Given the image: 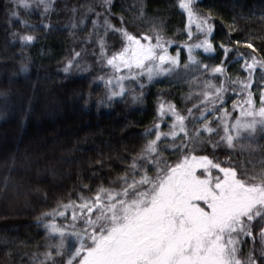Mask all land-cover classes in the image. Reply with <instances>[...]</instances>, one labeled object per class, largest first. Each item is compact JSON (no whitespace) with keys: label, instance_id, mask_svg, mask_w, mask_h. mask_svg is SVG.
<instances>
[{"label":"snow or ice","instance_id":"snow-or-ice-1","mask_svg":"<svg viewBox=\"0 0 264 264\" xmlns=\"http://www.w3.org/2000/svg\"><path fill=\"white\" fill-rule=\"evenodd\" d=\"M14 3L11 17L25 29L36 30L37 25L21 19V10L40 9L46 20L55 0H14ZM175 6L187 18L185 31L190 43L183 47L190 64L228 81L227 65L232 63L229 53L237 57L236 62L245 73L244 80L231 81L242 90L241 102L232 105L238 116L230 115L223 107L225 88L211 82H206L207 91L200 104L186 109L187 115H182L175 104L161 100L157 121L147 133L154 139L147 140L144 148L130 158L124 174L110 181L111 187L101 184L94 196L81 195L79 205L60 204L43 214L48 218L44 227L57 242L48 244L42 254H33L30 264H264V159L250 170L233 163L230 154L225 160L216 155L222 145L230 151H235L237 145L241 151L251 149V143L245 141L253 142L258 131L264 138V44L257 48L247 42V53L230 46V40L216 45L214 19L210 13L199 11L197 0H177ZM97 7L102 11L88 6L78 23L84 24L88 13L96 16L86 42L95 41L99 48L98 62L112 70V75L97 77L108 89L106 99L111 102L129 94L133 102L141 101L144 77L152 83L156 77L181 66L179 48L172 55L169 48L173 41L165 39L155 25L147 33L139 28L129 31L125 17L117 16L113 10L115 0H100ZM77 11L72 9L73 29L78 27ZM137 11L144 15L143 7ZM113 18L119 21L118 25ZM43 26L52 28L50 23ZM12 36L22 47L37 40L28 32L13 31ZM115 37L119 39L113 40ZM239 43L236 41V45ZM217 47L220 63L211 68L193 56L194 50L215 53ZM92 54L97 55L95 49ZM79 58L81 51H73L63 71L70 73L74 65L78 67ZM188 66L185 64L184 68ZM20 70L26 73L27 64H22ZM125 82L136 84L140 95L135 94L134 88L130 91ZM189 119L201 127L190 132L186 123ZM162 125L169 131H162ZM202 133L207 135L202 138ZM209 148L210 154H203ZM165 152L177 158L169 161ZM70 207L73 211L68 224H58L57 217L68 220ZM70 238L78 246L69 245ZM249 239L253 246L244 255L241 247H247Z\"/></svg>","mask_w":264,"mask_h":264},{"label":"trees","instance_id":"trees-1","mask_svg":"<svg viewBox=\"0 0 264 264\" xmlns=\"http://www.w3.org/2000/svg\"><path fill=\"white\" fill-rule=\"evenodd\" d=\"M99 3L100 0H55L46 20L40 9H22L21 19L37 25L32 30L11 17L14 0H0V264H30L33 254H42L48 244L57 242L44 227L48 222L44 213L60 204L79 205L81 195L94 196L101 184L111 187L110 181L124 174L130 158L144 148L147 140L154 139L147 133L157 121L161 100L175 104L182 115H187L186 109L200 104L207 91L205 84L211 82L225 88L223 107L229 114H239L238 110L232 111V105L241 102L242 90L231 81L245 79L241 64L229 53L232 63L227 65L228 81L190 64L183 47L190 43L185 31L187 18L175 6L177 0H115L113 10L117 16L125 17L129 31L139 28L147 33L155 25L165 39L173 41L169 48L172 55L179 48L181 66L152 83L144 77L141 101L133 102L126 94L109 102L108 89L97 77L112 75V70L98 62L95 41L86 42L96 16L88 13L84 24L78 23L88 6L102 11L97 7ZM141 7L143 16L137 11ZM197 7L214 19V44L230 40V46L245 53L249 51L247 42L257 48L264 44V0H197ZM73 8L78 9L75 29L71 27ZM47 23L51 29L44 28ZM113 23L118 25L119 21L113 18ZM13 31L28 32L37 40L22 47L19 40H13ZM93 49L97 55L92 54ZM73 51H81L79 66L65 73L63 69ZM220 55L219 47L215 53H204L202 49L193 52L196 60L210 68L220 63ZM22 64L28 66L26 73L20 70ZM185 64L189 65L187 69ZM125 83L140 95L136 84ZM166 119L170 122L171 117ZM186 123L190 132L201 127L190 119ZM168 129L162 125V131ZM206 135L201 134L202 138ZM245 143H251V149L241 151L237 145L235 151H230L222 145L216 155L225 160L230 154L233 163L251 170L264 159V138L258 131L253 142ZM197 152L201 153V149L197 148ZM210 152L209 148L203 154ZM164 155L169 161L177 158L168 152ZM67 211L68 220L57 217L56 222L68 224L73 208ZM252 246L249 239L247 247L242 245V253L247 255ZM256 249L259 250L258 237Z\"/></svg>","mask_w":264,"mask_h":264},{"label":"rangeland","instance_id":"rangeland-1","mask_svg":"<svg viewBox=\"0 0 264 264\" xmlns=\"http://www.w3.org/2000/svg\"><path fill=\"white\" fill-rule=\"evenodd\" d=\"M170 122H171V120H170ZM170 122H169V123H170ZM168 131H169V129H168ZM169 139L171 140V138H169ZM55 147H56V146H55ZM198 149H200V148H198ZM57 223L60 224L59 221H58ZM64 225H67V224H64ZM68 243H69V245H73V244L76 245V244H77V242H76L74 239H71V238L69 239ZM77 246H78V245H77Z\"/></svg>","mask_w":264,"mask_h":264}]
</instances>
